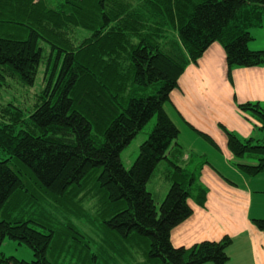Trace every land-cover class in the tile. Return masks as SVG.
Wrapping results in <instances>:
<instances>
[{
	"label": "trees",
	"instance_id": "1",
	"mask_svg": "<svg viewBox=\"0 0 264 264\" xmlns=\"http://www.w3.org/2000/svg\"><path fill=\"white\" fill-rule=\"evenodd\" d=\"M263 19L264 0H0V262L117 263L147 246L144 264H227L230 237L171 243L193 214L189 201L206 204L199 172L208 161L193 170L171 161L173 148L172 158L185 151L165 106L215 43L230 71L264 67V51L249 48ZM239 109L264 127L260 104ZM155 117L127 169L121 154ZM222 129L237 167L262 174L264 144ZM163 162L174 174L158 208L147 187ZM65 213L80 227L58 217ZM253 224L264 234V219ZM6 240L26 245L34 261L5 257Z\"/></svg>",
	"mask_w": 264,
	"mask_h": 264
},
{
	"label": "crops",
	"instance_id": "2",
	"mask_svg": "<svg viewBox=\"0 0 264 264\" xmlns=\"http://www.w3.org/2000/svg\"><path fill=\"white\" fill-rule=\"evenodd\" d=\"M260 49L264 50V48ZM228 71L225 51L219 44H213L198 64L190 65L186 69L178 84L179 86L184 85L188 80L194 82L200 78L208 86H213L215 82L219 85L225 84V89L233 96L224 99L227 106H230L229 101L235 98L239 105L258 103L264 108V67L234 71L235 83L233 81L231 83L233 88H230L226 82ZM181 88L179 92H172L170 95L172 104L173 100H176L179 105L174 103L171 108L166 107L168 115L179 129L181 122L188 126L195 136L199 137L197 132L203 133L215 142L218 148L210 143H205L203 149L208 154V146L220 151H215L214 155H218L217 158L223 171L210 161H208L210 167L203 165L200 168V183L207 189L206 204L201 207L195 201H189L193 214L172 231L171 243L175 248H190L202 242H219L225 237H230L233 244L228 250L230 260L227 264H264V234L258 231L253 224L255 219H264V189H262L264 188V173L260 177L248 178L236 166L237 162L231 160L234 156L229 151L228 140L221 139L218 130L219 127H223L229 132H232L230 130H238L241 137L238 134L237 136L241 139H247L250 136L257 139L260 136L255 137L256 134L253 132L264 130L262 118L253 111L247 112L252 115L248 116L239 110V114L244 118L237 111H233V116L230 118H208L205 110L201 109L203 104H198ZM231 89H235V94ZM174 95L177 99L174 98ZM193 116H198L201 120L196 123ZM180 132L182 131L180 130ZM179 145L184 149V156L188 160L184 161L183 167L189 163L192 164L193 159L190 158L193 155L187 152L190 150L182 146L181 143ZM192 147L194 148V146ZM250 160L256 162L255 159ZM234 163L235 165H233ZM244 163L254 164V162L247 161ZM167 173L169 176L171 175V171L167 170ZM231 173H234L235 176L233 177ZM248 179H251L250 182L253 187H250L247 182ZM168 191L169 189L163 194L164 197Z\"/></svg>",
	"mask_w": 264,
	"mask_h": 264
},
{
	"label": "rangeland",
	"instance_id": "3",
	"mask_svg": "<svg viewBox=\"0 0 264 264\" xmlns=\"http://www.w3.org/2000/svg\"><path fill=\"white\" fill-rule=\"evenodd\" d=\"M56 1H59V0H56ZM252 34H253L254 38L249 43L250 49H252V51H264L263 49H260V48H264V19H263L262 28L254 29L252 31ZM215 44H218V43H215ZM251 47H254L256 49H253ZM239 69H248V68H234V69H232V71L229 70L227 73L226 82H227L228 86H230V88H233V86L231 85L232 81H233V83H235V76H233V72L236 70H239ZM42 81H43V70L41 71L40 75L38 76L36 84H35L34 88H32V89L38 90L42 84ZM183 82H184V80H183ZM184 85H180L173 92H176V93L179 92L180 88L182 86L181 89L183 91H185L188 96L193 97L198 104L199 103L203 104V108H201V109L205 110L208 118H212V119H217L219 117L230 118L233 116V111H235V112L237 111L238 114H239V111H241L239 109V103H238L237 99H235V98H232V101H229L230 106H227L224 103L225 98H227L228 96L233 97L232 94L225 89V84L219 85L217 82H215L213 84V86L212 85L208 86V85L204 84L203 79L200 78L194 82H192V80H188L186 82V84H184ZM231 90H232L233 94H235V89H231ZM13 94L19 98L20 102L23 100L25 101V99L21 97V92H13ZM174 98L177 99V97L175 95H174ZM174 103L179 105V103L176 100H173V104ZM173 104H172V101L170 98V101L168 102V104H166L165 109L168 106L171 108V105H173ZM245 113L248 116H252L251 113H247V112H245ZM240 116H242V115H240ZM242 118H244V117L242 116ZM193 119L196 123H198L201 120L198 116H193ZM156 121H157L156 117L153 120H151V122L143 129V131L132 141V143L121 154L123 164L127 169H130L133 166L134 162L136 161V159L139 155V150H140L141 145L144 142H146L147 139L149 138L150 133L152 132V130L155 127ZM198 129H200V128H198ZM180 130L182 132L179 135L176 142H178L179 144L181 143V145L184 146L186 149L188 148L190 151H187V152L189 154H192L193 155L192 157H194L193 163L192 164L189 163L185 167L193 170L196 168V166H197L196 164L204 163L205 161H210L216 167H219V169L221 171H223L221 163L217 158L218 155L217 156L214 155V152L215 151L217 152L218 150L211 147V146H208L207 147V149L209 151V154H208L203 149V144L209 143L208 140L204 139L203 136H201L199 132L196 133L199 137L195 136V134L191 132L189 127L186 126L185 124L181 123V122H180ZM218 130H219V134L221 136V139L225 138V140L227 141L228 136L224 132L222 127H219ZM230 131H232L236 135L238 134V136H240L238 130H230ZM253 133L256 134L255 137L260 136L257 139L259 141H261V144H264V130L254 131ZM252 137H254V136H250L249 138H252ZM242 139H246V138H242ZM192 146H194V148ZM218 152H220V151H218ZM174 154H176V156H177V154H180V153L177 152L173 148V151L170 155L171 161L177 162L180 166L183 167L184 161L185 162L188 161L187 157L184 156L182 159L181 158L177 159L175 156V158H172L174 156ZM221 154H223V152H221ZM189 157H191V156H189ZM6 158H7V155L5 153H3L2 151H0V161L5 160ZM231 160H235L237 162L236 166H238V163H240V161L236 160V158H234V157L231 158ZM245 161L251 162V163L252 162L256 163L255 161H252L250 159H247ZM233 165H235V163ZM207 166L210 167V165H208V164L205 167H207ZM167 170L171 171V174H174V169L171 167L170 163L163 162L158 167L156 177L151 181V183L147 187L148 191H150L153 194V196L155 197V200L158 204L157 205L158 208H159L160 204L162 203V201L164 200L163 194L166 193V190L170 189V187H171V183L169 182V179H170V177H172V175L169 176L167 173ZM231 175L233 177L235 176L234 173H231ZM260 175H259V177H260ZM248 178H250V177H248ZM253 178H255V177H253ZM250 180L251 179H248L247 182L249 183L250 187H253ZM262 189H264V188H262ZM58 217L62 221H65V223L68 221V222H71L72 224L75 223L78 227H80V223L78 222V220H76L75 217L73 218V216L67 215V213H65V220L62 219L60 216H58ZM97 227H100V226L97 225ZM95 230L97 232L96 228H95ZM146 250H148L147 246H145V247L143 246V247L138 248V250L132 251L131 253H125L126 254L125 258L119 259V261H117V263H113V262L109 263V262H107V260H99L97 264H144V256L146 257V254H145ZM1 253L7 258L15 257L16 259H18L20 261H26V262L34 261V255H33V252L31 249H29L26 245H20L19 243L13 242L11 240L5 241V243L1 249ZM135 253L137 255H135ZM67 261L69 263L71 261L70 258ZM0 264H2V263L0 262Z\"/></svg>",
	"mask_w": 264,
	"mask_h": 264
}]
</instances>
